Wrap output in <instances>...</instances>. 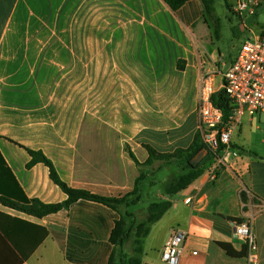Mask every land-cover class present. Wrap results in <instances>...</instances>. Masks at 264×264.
<instances>
[{
  "label": "crops",
  "instance_id": "1",
  "mask_svg": "<svg viewBox=\"0 0 264 264\" xmlns=\"http://www.w3.org/2000/svg\"><path fill=\"white\" fill-rule=\"evenodd\" d=\"M262 15L264 7L234 16L246 40L264 35ZM221 23L217 38L201 0L177 11L163 0H0V264H108L119 218L112 209L82 200L38 218L1 199L67 201L48 167L30 165L29 150L43 152L70 187L118 197L139 176L129 151L144 163V145L161 153L188 148L199 132L202 78L212 76L222 90L240 50L219 49L238 36L233 20L231 35ZM246 120L255 127V117ZM231 145L239 154L222 153L216 180L200 177L171 198L168 178H158L168 166L155 163L140 203L146 191V200L172 207L143 240L142 264H165L162 251L176 230L188 233L180 264H249L233 220L250 214L256 264H264V154L252 137H232Z\"/></svg>",
  "mask_w": 264,
  "mask_h": 264
},
{
  "label": "trees",
  "instance_id": "2",
  "mask_svg": "<svg viewBox=\"0 0 264 264\" xmlns=\"http://www.w3.org/2000/svg\"><path fill=\"white\" fill-rule=\"evenodd\" d=\"M163 1L173 11H177L191 0ZM201 1L204 4L206 16L214 23L216 37L219 38L222 31V23L221 18L216 12L217 0ZM224 1L228 10H232V6L228 1ZM212 100L217 107L223 110L224 122L227 123L232 116L233 107L226 96L225 90L218 91L213 95ZM144 148L148 152V159L144 163H141L136 155L129 151L132 160L139 169V176L135 180L133 189L125 195L118 197L101 196L87 190L70 187L61 179L54 163L43 152L29 150V153L33 157L30 165L42 163L48 167L51 180L67 194V201L62 204H44L37 199H28L22 194L19 202L7 197L2 198L1 202L8 207L38 218H43L64 209L69 210L74 204L82 200L106 206L115 211L119 216L114 223L109 237L113 250L109 256L108 264H142L143 240L150 234L152 226L160 221L172 207L170 200L155 201L146 208L145 217L141 221H138L135 214L130 211L132 207L137 206L141 202L144 182L148 179L151 171L155 172V163H162L158 170H162L166 166L175 167L172 175L164 183V193L171 198L187 190L212 168L217 162L218 157L221 158L226 147L218 142L216 155L208 153L198 166L193 165L194 158L203 150H207L200 132L196 134L193 143L188 148H178L169 153L158 152L150 145H144ZM231 148L234 147L231 146ZM241 150L244 151L243 149ZM6 173H8L7 170ZM233 222L241 223L242 221L233 220ZM129 240H132L131 252L126 253L125 246Z\"/></svg>",
  "mask_w": 264,
  "mask_h": 264
},
{
  "label": "built area",
  "instance_id": "3",
  "mask_svg": "<svg viewBox=\"0 0 264 264\" xmlns=\"http://www.w3.org/2000/svg\"><path fill=\"white\" fill-rule=\"evenodd\" d=\"M263 7L264 0H237L232 10L240 16L254 17ZM222 89L233 107L230 120L225 123L223 110L213 103L212 97L218 91L212 76L207 75L201 80L198 94V129L208 153L216 155L220 142L226 147L223 153L237 157L239 153L231 148V140L242 125L243 118L264 115V35L251 33L245 40L224 75ZM224 165V158L218 157L214 166L201 178L216 180ZM191 201L189 198L186 202L189 204ZM234 227L236 238L247 245L249 264H256L258 244L254 216L248 215L241 223H234ZM187 236L188 233L183 230L173 232L162 251L165 264H180Z\"/></svg>",
  "mask_w": 264,
  "mask_h": 264
},
{
  "label": "rangeland",
  "instance_id": "4",
  "mask_svg": "<svg viewBox=\"0 0 264 264\" xmlns=\"http://www.w3.org/2000/svg\"><path fill=\"white\" fill-rule=\"evenodd\" d=\"M227 1H228V3L230 2V0H227ZM231 1L235 2V4H236V0H231ZM216 12H217V15L221 18L223 25L225 26L226 35L227 34L231 35V33H232V30H230L231 26L228 23L229 20H233L236 23L235 31L238 33V36L236 38H232V37L228 38L227 37V38H225V40H223L222 42H220L218 44L219 49H221V51L223 53L228 52L231 56H234V54L241 48L242 44L246 40V36L244 33L245 29L243 27V24L239 18L234 17V16H239V17H243V18H247L249 16H246V17L240 16L237 13H235L233 10H228L224 0H217L216 1ZM230 13H232V14H230ZM261 19H264V15L261 16ZM255 118L257 119V122H256V125L254 128H252L250 125H248L246 117L243 118L242 125L240 126L239 130L236 132V134L233 137H252V144L254 146L253 150H255V152H257L258 154H264V115H257V116H255ZM240 129H242V133L240 132ZM172 168H173V166L172 167L169 166L166 168V170H164L161 174H159V176H158L159 180H161V179L165 180V179L169 178L173 173V172H171ZM173 169H175V168H173ZM138 172H139V170H138ZM155 176H156V174H155ZM159 180H157V181H159ZM157 184H158L157 188L162 189L163 185L160 182H158ZM156 193L160 195L161 190H158V192H156ZM144 194H145V196H144L145 200L142 203H140L139 205L134 206L130 209L131 212H133L135 214L138 221H141L144 219L145 210L151 203H153L155 201H159V199H155L154 201L146 200L147 199L146 191L144 192ZM131 247H132V240H129L125 246V252L130 253Z\"/></svg>",
  "mask_w": 264,
  "mask_h": 264
},
{
  "label": "water",
  "instance_id": "5",
  "mask_svg": "<svg viewBox=\"0 0 264 264\" xmlns=\"http://www.w3.org/2000/svg\"><path fill=\"white\" fill-rule=\"evenodd\" d=\"M208 150H203L201 153H199L193 160V165L198 166L202 160L207 156Z\"/></svg>",
  "mask_w": 264,
  "mask_h": 264
}]
</instances>
